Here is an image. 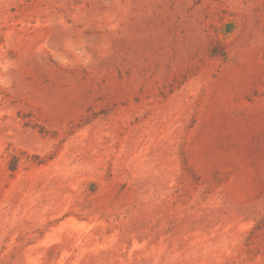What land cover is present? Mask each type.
<instances>
[{
  "label": "rangeland",
  "instance_id": "obj_1",
  "mask_svg": "<svg viewBox=\"0 0 264 264\" xmlns=\"http://www.w3.org/2000/svg\"><path fill=\"white\" fill-rule=\"evenodd\" d=\"M0 264H264V0H0Z\"/></svg>",
  "mask_w": 264,
  "mask_h": 264
}]
</instances>
